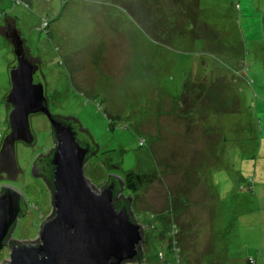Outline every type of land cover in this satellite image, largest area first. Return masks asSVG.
Wrapping results in <instances>:
<instances>
[{
    "label": "rangeland",
    "instance_id": "rangeland-1",
    "mask_svg": "<svg viewBox=\"0 0 264 264\" xmlns=\"http://www.w3.org/2000/svg\"><path fill=\"white\" fill-rule=\"evenodd\" d=\"M10 22L38 57L49 111L75 116L98 144L91 186L127 170L152 177L131 194L143 234L124 264H263L264 0H0V26ZM13 57L0 33L1 135ZM30 122L34 143L15 147L21 174L0 172V191L27 204L0 264L10 241L38 242L54 211L32 173L53 147L50 122Z\"/></svg>",
    "mask_w": 264,
    "mask_h": 264
},
{
    "label": "water",
    "instance_id": "water-1",
    "mask_svg": "<svg viewBox=\"0 0 264 264\" xmlns=\"http://www.w3.org/2000/svg\"><path fill=\"white\" fill-rule=\"evenodd\" d=\"M7 28L15 31L12 38ZM0 33L12 42L16 55L15 64L9 68L10 62L7 66L10 89L4 99L8 105V132H4L0 144V172L7 174L6 178H15L14 171L18 168L16 143H34L30 118L36 114H45L49 118L53 131L51 164L54 167L53 216L41 224L38 242L12 244L10 241L9 260L1 264H124L135 260L143 234L140 221L135 218L136 222H133L125 206L115 207L112 186L100 190L91 186L84 175L88 148L79 145L70 125L51 117L45 85L34 81L40 65L38 57L29 58L13 22L0 26ZM51 113L77 119L73 115ZM0 178L3 177L0 175ZM1 187L0 250L9 238L10 228L17 223L22 197L15 188Z\"/></svg>",
    "mask_w": 264,
    "mask_h": 264
},
{
    "label": "trees",
    "instance_id": "trees-1",
    "mask_svg": "<svg viewBox=\"0 0 264 264\" xmlns=\"http://www.w3.org/2000/svg\"><path fill=\"white\" fill-rule=\"evenodd\" d=\"M193 5L196 6L195 2H194V4L188 3L189 9H191L193 7ZM235 8L239 9L240 5L238 3H236ZM183 9H185V8H183ZM171 21H173L175 24L176 23L175 17L174 18L171 17ZM11 64L12 63H10L9 68L11 67ZM247 66H248V64H247ZM247 66L245 68V66L242 65L244 71H246ZM9 68H8V70H9ZM34 81L35 82H42L45 85V96H46V80H45L44 74L41 72L40 67L34 75ZM188 87H189L188 83L184 82V84L182 85V90L176 98L177 103H182V101L185 98H187ZM46 104L48 105L47 97H46ZM7 112H8V109L6 110V115H7ZM50 114H51V117L55 121L60 122L61 124H64V125H70L74 134H75V138H76L77 142L79 143V145H81L82 147L88 148V154L86 155L85 161H87L91 156H94L98 152V145L95 143L93 137L91 136V134L89 133L88 130L82 128L81 123L77 119H74L73 117H70V116L63 117V116H60L57 114H52L51 112H50ZM48 120H49V118H48ZM50 128H51V134H52V139H53V131H52L51 124H50ZM7 132H8V127H7V130L5 133H7ZM4 135L0 134V138L1 137L3 138ZM139 144H141V141L139 142ZM52 152H53V147H52V150L49 153H47L46 155L38 156L33 163V164H35L36 168H38L40 170L39 173L43 177V180L50 187V190L52 189V179H53L52 174H53V169H54L53 165L51 164ZM18 168H19V166H18ZM123 173H124L123 175H117V174L108 175L104 185L101 188L112 186L113 187V189H112L113 190L112 201H113L115 207L120 208L121 206H125L127 208L129 218L133 222H136L135 216L130 211V205H131V201H132L131 194L137 192L139 187L142 186L143 184L151 181L152 177L149 174L138 173V172H135L133 170H127V171H124ZM124 191H127V194H124ZM20 203H21L20 204L21 205V211H20L19 217L24 215L26 208H27V204H26L24 197H21ZM51 216H53V213ZM12 230H13V227L10 228L8 237L10 236ZM12 244H15V243H12ZM139 256H140V251L138 249V254H137L135 259H138Z\"/></svg>",
    "mask_w": 264,
    "mask_h": 264
},
{
    "label": "flooded vegetation",
    "instance_id": "flooded-vegetation-1",
    "mask_svg": "<svg viewBox=\"0 0 264 264\" xmlns=\"http://www.w3.org/2000/svg\"><path fill=\"white\" fill-rule=\"evenodd\" d=\"M7 31H8V35L10 36V38H12L11 36H12V34H13V32H15L14 30H12V29H10V28H7ZM7 35V36H8ZM11 40V39H10ZM15 45H17L15 42H13ZM15 50L13 49V52H14ZM30 60V59H29ZM31 61V60H30ZM15 62H16V55H15V52H14V57H13V61L11 62L12 64H11V67L15 64ZM37 62V61H36ZM10 67V68H11ZM5 105H6V110L8 109V105H7V103H6V101H5ZM39 169L38 168H36V166H35V164H33V167H32V173H33V175L34 176H36V177H40V179L42 180L43 179V177L40 175V173H39ZM15 172V174L16 175H19V174H21V171H20V169L19 168H17V170L16 171H14Z\"/></svg>",
    "mask_w": 264,
    "mask_h": 264
},
{
    "label": "clouds",
    "instance_id": "clouds-1",
    "mask_svg": "<svg viewBox=\"0 0 264 264\" xmlns=\"http://www.w3.org/2000/svg\"><path fill=\"white\" fill-rule=\"evenodd\" d=\"M136 260V259H135ZM134 261V260H133Z\"/></svg>",
    "mask_w": 264,
    "mask_h": 264
}]
</instances>
